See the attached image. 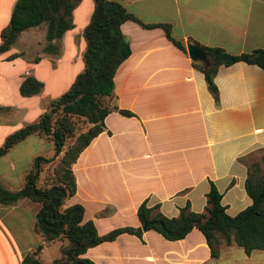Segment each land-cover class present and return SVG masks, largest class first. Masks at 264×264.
I'll return each mask as SVG.
<instances>
[{
	"label": "crops",
	"instance_id": "1",
	"mask_svg": "<svg viewBox=\"0 0 264 264\" xmlns=\"http://www.w3.org/2000/svg\"><path fill=\"white\" fill-rule=\"evenodd\" d=\"M14 1L0 0V29L7 24ZM113 1L143 22L169 23L172 35L181 38L184 46L191 38L232 54L264 48V0ZM80 2L72 10L73 28L60 38L58 54L42 50L45 40L36 41L40 54L26 56L27 63L18 70L12 67L13 60L25 57V46L13 47L23 33L30 30L25 43L40 31L44 34L36 27L23 30L10 49L0 53V144L6 135L35 121L46 102L59 96L61 87L82 69L81 30L92 0L82 8ZM120 31L128 39L130 54L113 75L114 104L134 115L110 111L104 116V130L71 165L75 191L64 205L80 204L82 221L91 220L97 233L103 234L115 227L140 226L136 207L143 199L149 206L158 203V211L166 217L176 216L186 202L191 211H203L212 182L224 211L234 215L251 201L243 187L246 165L240 157L264 148V70L242 61L220 65L213 76L215 103L202 72L191 65L186 50L165 38L161 28H143L126 20ZM74 39L78 40L76 70L65 84L59 67L72 62L71 56H65ZM9 55L14 56L9 59ZM27 75L42 87L36 94L22 96L18 85ZM52 153L45 137L27 135L0 156V186L19 189L33 158ZM41 175L42 171L38 183ZM37 209V203L25 198L0 203V264H21L23 256L41 242L32 229ZM57 241L55 249H49ZM63 243L60 239L44 243L38 253L41 264H51ZM236 246L221 241L217 257L211 258L195 228L173 241L145 230L141 239L121 233L87 248L81 256L94 264H264V250L245 254Z\"/></svg>",
	"mask_w": 264,
	"mask_h": 264
},
{
	"label": "trees",
	"instance_id": "2",
	"mask_svg": "<svg viewBox=\"0 0 264 264\" xmlns=\"http://www.w3.org/2000/svg\"><path fill=\"white\" fill-rule=\"evenodd\" d=\"M77 2L15 0L7 24L0 29V53L9 50L23 30L36 27L44 30L42 50L58 54L62 34L73 28L72 10ZM126 20L134 21L143 28H161L165 38L185 53L182 39L172 35L169 23H146L116 1L92 0L91 13L81 30L84 44L82 69L59 96L46 102L45 109L35 121L6 135L0 144L1 156L27 135L37 134L50 141L53 150L51 157L33 158L19 189L9 190L0 186V203H12L25 198L38 204L32 229L40 236L41 242L23 256L21 264H41L39 250L44 243L55 239L63 240L64 243L59 248L58 257L51 264H94L81 256L87 248L111 241L121 233L141 239V233L145 230H153L164 239L173 241L183 238L195 228L202 234L211 258L217 257L221 241L225 244L232 241L245 254L252 250H264V156L248 161V157L257 149L240 157L246 165L243 187L251 201L232 216L224 211L220 203L221 195L212 182H209L203 211H191L186 202L178 208L176 216L166 217L158 211V203L149 206L147 200L143 199L136 207L140 226L115 227L103 234L97 233L91 220L82 221L83 208L80 204L64 205L65 199L75 191L71 165L89 141L104 130V116L110 111L124 116L134 115L116 107L113 93L114 72L130 54L128 39L120 31V24ZM186 41L198 46L207 56L205 64L192 60L190 63L202 72L215 103L217 95L213 76L220 65L242 61L264 70V48L232 54L221 47L203 45L191 38ZM41 87L42 83L38 79L27 75L19 83L18 92L22 96H30L38 93ZM78 122L85 126L81 128ZM53 160L49 183L38 185L40 171ZM143 224L145 226L142 229Z\"/></svg>",
	"mask_w": 264,
	"mask_h": 264
},
{
	"label": "rangeland",
	"instance_id": "3",
	"mask_svg": "<svg viewBox=\"0 0 264 264\" xmlns=\"http://www.w3.org/2000/svg\"><path fill=\"white\" fill-rule=\"evenodd\" d=\"M86 2L87 0H81L80 2V7H84V5H86ZM75 22V27H76V30H78V28L81 27L80 23H78V19L77 21H74ZM29 31V32H28ZM28 33H30V30H27V32L23 33V35L20 37V39L18 40V42H16L14 44V49H19V48H22L23 46H25V50H26V53H25V57H19V58H16L15 60H13V62H11L12 64V67L15 69V70H18L19 68H21L24 64L27 63V57L26 56H35L37 54H40V44L36 43V41H41L43 42L44 41V34L43 32H38L36 34V38H33V41L31 42V39H29V43H25L26 42V38L27 36L29 35ZM39 33H41V39L39 37ZM23 42L25 44H23ZM75 42H78L77 39H74V46L73 48H71V50L69 52H67L65 58L68 59L67 57L71 56L72 57V62L68 65L67 63L63 62L62 65L59 67V72L63 75L64 77V83L66 81L65 84H68L69 80L70 79H67L68 77H70L71 74H73L76 70V60L74 59L75 58V54L78 52V48H77V45ZM81 43H83V41L81 40ZM43 44V43H42ZM2 63H0L1 65ZM67 85H63V87H61V91L62 90H65L67 87ZM65 88V89H63ZM55 90H59V89H55ZM47 91H49V87L47 89ZM78 126H80L81 128L84 127L85 125H83L82 123L78 122L77 123ZM261 156H264V149H257V151L253 152V154L251 156L248 157V161H252V160H258L259 157ZM55 160L49 162V163H46L43 168H42V175L41 177L39 178V183L38 185L40 186H45L49 183V176H50V169H51V166L53 165ZM57 242H55V244L53 243L52 246L49 247V249H55V246ZM237 247V246H236ZM239 251H242L240 247L237 248ZM242 255V254H240ZM238 256V255H236ZM234 264H239L237 262H235Z\"/></svg>",
	"mask_w": 264,
	"mask_h": 264
},
{
	"label": "water",
	"instance_id": "4",
	"mask_svg": "<svg viewBox=\"0 0 264 264\" xmlns=\"http://www.w3.org/2000/svg\"><path fill=\"white\" fill-rule=\"evenodd\" d=\"M185 50L188 58L192 61H200L203 64L207 61L206 54L196 45L191 44L189 42H185ZM144 224L141 226V228H144Z\"/></svg>",
	"mask_w": 264,
	"mask_h": 264
}]
</instances>
